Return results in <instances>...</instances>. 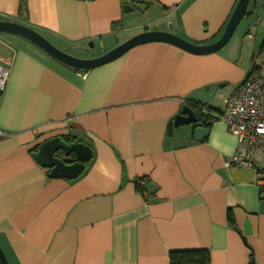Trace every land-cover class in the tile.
I'll return each mask as SVG.
<instances>
[{
  "label": "crops",
  "instance_id": "1",
  "mask_svg": "<svg viewBox=\"0 0 264 264\" xmlns=\"http://www.w3.org/2000/svg\"><path fill=\"white\" fill-rule=\"evenodd\" d=\"M237 1L0 0V21L64 52L96 45L95 58L144 31L211 44ZM244 17L246 30L215 53L154 42L88 71L26 39L12 47L0 39V66L9 70L0 97V248L8 264H169L170 252L189 250L209 251V264H264V190L255 169L231 164L247 147L220 121L264 38L262 1H250ZM189 103L214 110L201 142L191 126L167 134ZM53 137L90 147L76 179L49 178L32 158ZM254 157L264 169V155Z\"/></svg>",
  "mask_w": 264,
  "mask_h": 264
},
{
  "label": "water",
  "instance_id": "2",
  "mask_svg": "<svg viewBox=\"0 0 264 264\" xmlns=\"http://www.w3.org/2000/svg\"><path fill=\"white\" fill-rule=\"evenodd\" d=\"M250 1H237L221 36L215 42L208 45L192 44L167 31H144L117 45L103 55L83 59L57 49L38 32L21 24L0 21V33L28 40L46 55L71 69L88 71L115 61L136 46L154 42L166 43L193 55L215 53L229 42L237 26L244 18ZM126 9L128 11L132 10L129 6H125L124 10ZM90 46L92 47V45ZM206 124L207 122L204 117H198L191 108L185 106L179 114L168 121L167 134L171 135L173 129H177L178 127L191 126L193 128V140L201 142L207 138L209 132ZM31 156L37 164L48 170L47 176L49 178L74 180L82 174L85 164L91 160L92 151L84 143L78 141L66 142L61 137H53L42 142L37 150L31 153ZM244 232L245 234H249L248 224L245 225ZM0 264H8L1 248Z\"/></svg>",
  "mask_w": 264,
  "mask_h": 264
},
{
  "label": "built area",
  "instance_id": "3",
  "mask_svg": "<svg viewBox=\"0 0 264 264\" xmlns=\"http://www.w3.org/2000/svg\"><path fill=\"white\" fill-rule=\"evenodd\" d=\"M9 79V70L0 66V97ZM201 113L209 115L205 108ZM220 121L239 144L246 145L244 152L236 151L231 164L250 167L257 173V183L264 190V169L254 157V151L264 155V57H256L243 81L225 101ZM6 134L0 129V137ZM141 185L143 181L139 182Z\"/></svg>",
  "mask_w": 264,
  "mask_h": 264
},
{
  "label": "trees",
  "instance_id": "4",
  "mask_svg": "<svg viewBox=\"0 0 264 264\" xmlns=\"http://www.w3.org/2000/svg\"><path fill=\"white\" fill-rule=\"evenodd\" d=\"M261 1H262V7L264 9V0H261ZM259 51L264 52V38H263V41H262V44H261ZM188 107L191 108L198 117H200V118L204 117L206 119V122H207L208 118H210L214 115L213 114L214 110L209 108V107L197 105L195 103H189ZM201 108L207 109L209 112V115H204L203 113H201ZM208 126L209 125L207 123L206 127L208 128ZM62 139L65 140L66 142L78 141L72 137H63ZM78 142L85 144V142H82V141H78ZM88 163H86L85 166H87ZM137 189L139 192L141 191L139 187H137ZM228 222L230 225L233 226V224H234L233 218H232L230 213H228ZM168 259H169V264H209L210 254H209V251H207V250L174 251V252H170L168 254Z\"/></svg>",
  "mask_w": 264,
  "mask_h": 264
},
{
  "label": "rangeland",
  "instance_id": "5",
  "mask_svg": "<svg viewBox=\"0 0 264 264\" xmlns=\"http://www.w3.org/2000/svg\"><path fill=\"white\" fill-rule=\"evenodd\" d=\"M255 2V0H251V4H253ZM258 9L260 8V3H259V1H258ZM254 19H255V17H254ZM247 19H246V17H244L242 20H241V22L239 23V25L237 26V28H236V30H235V32L233 33V35H232V37H231V39L233 38L234 39V36L235 37H237V35L239 34V33H242V32H244V30H246V28H247ZM0 39L9 47H12L13 45H12V40L13 41H15V40H17V41H24V40H22V38H20V37H17V36H14V35H10V34H5V33H0ZM2 43H1V41H0V47H2V49H4V47L1 45ZM15 44V43H14ZM16 45V44H15ZM89 48V47H88ZM38 49V48H37ZM88 50H91L92 51V49H88ZM259 49L257 48L256 50H255V54H258L257 55V57L258 58H263L264 57V52H260V51H258ZM0 52H1V50H0ZM64 52V51H63ZM88 52V51H87ZM86 51H84V52H82V53H73V52H66V53H68V54H70V55H72V56H74V57H77V58H83V59H87L88 58V56H91V55H93V54H95V53H97V54H99L100 53V49L98 48V46H94V49H93V51L92 52H89V53H87ZM3 56H2V54L0 53V63L2 62V60H3Z\"/></svg>",
  "mask_w": 264,
  "mask_h": 264
}]
</instances>
